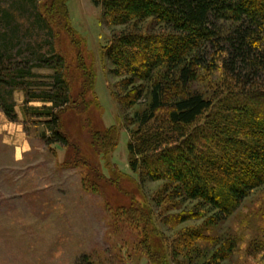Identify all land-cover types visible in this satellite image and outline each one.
Returning a JSON list of instances; mask_svg holds the SVG:
<instances>
[{
    "label": "trees",
    "instance_id": "trees-1",
    "mask_svg": "<svg viewBox=\"0 0 264 264\" xmlns=\"http://www.w3.org/2000/svg\"><path fill=\"white\" fill-rule=\"evenodd\" d=\"M68 1L6 0L0 8V109L16 123L12 96L21 92L22 124H42L45 145L69 149L84 172L83 189L99 193L104 176L63 125L67 111L83 117L94 104L89 96L94 98L95 77L84 63ZM89 1L101 9L105 25L126 27L102 55L121 78V95L112 96L125 110L139 108L127 120L136 126L129 130L130 170L140 179L164 182L161 193L170 189L197 205L174 216V223L210 214L205 224L213 228L227 220L264 185V0ZM23 17L26 22L19 20ZM217 67L224 80L211 97L192 88L198 71ZM84 127L90 148L105 161L117 146L118 130ZM135 213L139 222L152 224ZM207 230L179 231L159 247L152 242L148 263L169 264V255H183L199 258V264H220L238 236L211 237ZM248 255H264L261 217ZM76 264L92 263L82 256Z\"/></svg>",
    "mask_w": 264,
    "mask_h": 264
},
{
    "label": "rangeland",
    "instance_id": "rangeland-1",
    "mask_svg": "<svg viewBox=\"0 0 264 264\" xmlns=\"http://www.w3.org/2000/svg\"><path fill=\"white\" fill-rule=\"evenodd\" d=\"M5 3L0 0V8ZM67 8L71 25L81 39L84 63L91 67L95 78L94 98L89 96L94 101L90 111L83 117L67 111L63 125L81 155L96 165L106 183H102L99 193L83 189L84 172L74 162L72 152L59 145L50 150L41 139L48 132L42 124H22L26 136L36 138L31 139L32 152L24 155L21 163L16 161L11 147L0 145V264H76L82 256L92 264H149L146 252L152 242L159 247L165 240L170 243L179 231L202 228L208 229L206 234L211 237L238 236L236 248L224 252L220 264H264V255L257 259L246 256L256 237L259 218L264 220V185L253 191L227 220L209 228L206 220L210 214L174 223V216L197 205L176 198L170 189L161 193L164 182L140 179L130 170L129 130L136 126L128 125L127 120L139 108L125 110L112 96V92L121 95V78L115 76L112 64L102 55V49L126 27L105 25L101 9L89 0H69ZM19 20L26 22L24 17ZM33 71L40 75L52 73L46 69ZM223 80L219 67L200 70L192 88L211 97ZM12 97L23 122L24 96L16 91ZM3 117L7 120L0 109V122ZM84 123L99 131L112 127L118 130L117 146L105 161L90 148ZM135 210L149 217L152 224L139 222ZM191 256L194 258L193 253ZM174 257L169 255V264L200 263L199 258Z\"/></svg>",
    "mask_w": 264,
    "mask_h": 264
},
{
    "label": "crops",
    "instance_id": "crops-1",
    "mask_svg": "<svg viewBox=\"0 0 264 264\" xmlns=\"http://www.w3.org/2000/svg\"><path fill=\"white\" fill-rule=\"evenodd\" d=\"M19 96L23 100V97H21V95ZM15 112L18 118L16 123L8 122L4 117L0 122V145L5 148L11 147L15 152L16 161L21 163L24 155L32 152V145L30 142L31 139H35L36 137L35 135H31L30 137L26 136L19 112L17 109H15Z\"/></svg>",
    "mask_w": 264,
    "mask_h": 264
}]
</instances>
